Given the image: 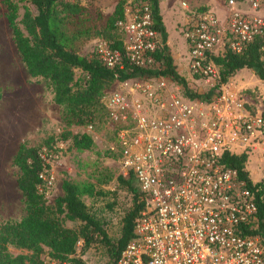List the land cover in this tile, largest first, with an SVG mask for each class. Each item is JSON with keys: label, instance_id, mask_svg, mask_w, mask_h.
<instances>
[{"label": "built area", "instance_id": "1", "mask_svg": "<svg viewBox=\"0 0 264 264\" xmlns=\"http://www.w3.org/2000/svg\"><path fill=\"white\" fill-rule=\"evenodd\" d=\"M221 1V16L179 1L187 12L181 33L189 78L204 83L209 96L190 99L168 77L145 74L115 79L99 98L113 130L116 176L131 178L142 203L114 264H264V107L221 83L213 62L256 39L264 57V0ZM115 26L122 48L99 41L101 65L159 71L156 54L164 44L147 2H127ZM45 156L39 154L47 164ZM242 156L246 176L229 165ZM250 161L261 163L258 179L249 177ZM38 179L46 194L52 172L43 169ZM74 259L43 257L40 264H84Z\"/></svg>", "mask_w": 264, "mask_h": 264}, {"label": "rangeland", "instance_id": "2", "mask_svg": "<svg viewBox=\"0 0 264 264\" xmlns=\"http://www.w3.org/2000/svg\"><path fill=\"white\" fill-rule=\"evenodd\" d=\"M9 1L15 6V25L24 34L22 14L25 10L34 14V8L29 0ZM63 1L75 3L80 8L79 14L75 15L66 27L67 32H78L74 42L77 53L81 56L94 55L98 42L105 40L102 32L105 30L106 21L120 0ZM121 1L127 3L133 0ZM179 1L159 0L167 36L166 52L172 59L175 71L185 80L187 87L203 95L208 87L189 78L187 70L189 53L181 33L187 12L180 7ZM182 1L191 9H208L218 16L223 14L221 0ZM5 14V4L0 0V223H14L24 215L23 198L16 186L18 171L11 165L18 145L24 143L27 147L37 148L39 154H46L47 169L53 174L52 186L42 195L48 217L55 219L63 228L75 229L79 222L69 221L63 214H57L54 200L62 195L60 190L62 181L79 188L86 187L91 190V194H82L80 198L88 212L101 223L110 242L114 243L119 236L121 218L131 202L128 192L119 187L114 179L117 167L110 151L113 141L112 126L105 119L100 103L95 106L89 123L80 126L65 125L64 108L53 103L51 86L41 78H29L26 74L12 42ZM259 15L264 18V7L260 8ZM113 32L121 38V32L118 30ZM224 85L232 91H239L248 103L264 107V81L259 80L253 70L236 71ZM112 87L113 84L106 89ZM74 134L89 136L91 146L88 149L76 150L71 145V135ZM48 138L52 141L45 145L44 141ZM260 164L250 161L246 165L251 179L259 178ZM80 245L75 248L73 254L80 262L112 264L101 244H92L85 250H82ZM6 252L10 256L30 254L29 250L20 249L13 244L6 246ZM46 252L47 249L43 248L39 258H43Z\"/></svg>", "mask_w": 264, "mask_h": 264}, {"label": "trees", "instance_id": "3", "mask_svg": "<svg viewBox=\"0 0 264 264\" xmlns=\"http://www.w3.org/2000/svg\"><path fill=\"white\" fill-rule=\"evenodd\" d=\"M2 1L5 4V20L11 32L12 42L26 74L29 78H41L51 86L53 103L64 108L66 126L89 123L95 106L99 104L102 91L115 79L123 82L139 75H161L179 84L183 96L190 99L207 97L211 93L207 91L202 95L191 91L185 80L175 71L172 59L166 52L167 36L159 14L158 0L144 1L149 5L154 29L164 44L156 54L160 63L159 71H144L133 67L127 68L125 65L120 70H108L101 65L95 54L79 55L74 46L78 32L71 33L66 29L71 19L79 14L80 8L75 3L63 0H29L34 8V14L28 10L23 12L22 34L15 25L14 4L9 0ZM125 4L121 0L115 4L102 32L103 38L112 49L122 48V36L118 38L113 31L118 30L115 23L122 18ZM261 44L262 40L256 39L247 44L240 54L225 50L221 55L213 57V62L218 67L220 82L225 83L241 69L253 70L257 78L264 81ZM51 141L52 139L48 138L44 144L48 145ZM91 143V138L86 134L71 135V145L76 150L88 149ZM228 160L231 167L237 169L242 176H246V173L241 171L244 156L231 157ZM11 165L18 171L16 186L23 198L24 215L17 222L0 223V264H40L42 258H39V255L43 248L47 249L44 257L69 259L72 258L78 241L82 250L92 244H101L114 264L121 249L133 236L134 219L142 207L130 177L114 178L119 187L128 192L131 204L121 218L119 236L112 243L101 223L88 212L80 198L82 194H91V190L86 187L79 188L62 181L60 184L62 195L54 200L57 214H63L69 221L79 222L75 229L63 228L55 219L48 217L47 208L42 200L43 194L37 188L41 185L38 173L47 169L48 165L40 159L37 148L20 143L11 159ZM8 244L29 250L30 254L10 256L6 252Z\"/></svg>", "mask_w": 264, "mask_h": 264}, {"label": "crops", "instance_id": "4", "mask_svg": "<svg viewBox=\"0 0 264 264\" xmlns=\"http://www.w3.org/2000/svg\"><path fill=\"white\" fill-rule=\"evenodd\" d=\"M158 7H159V0H158ZM159 14H160V16H161V11H160V8H159ZM161 21H162V17H161ZM162 24H163V22H162ZM164 26V25H163ZM165 27V26H164ZM165 29V28H164ZM165 44L167 45V41L165 42Z\"/></svg>", "mask_w": 264, "mask_h": 264}, {"label": "bare ground", "instance_id": "5", "mask_svg": "<svg viewBox=\"0 0 264 264\" xmlns=\"http://www.w3.org/2000/svg\"><path fill=\"white\" fill-rule=\"evenodd\" d=\"M1 117V116H0ZM3 118V117H2Z\"/></svg>", "mask_w": 264, "mask_h": 264}]
</instances>
